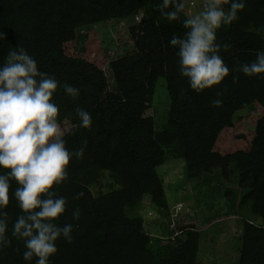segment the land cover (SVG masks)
Here are the masks:
<instances>
[{"label": "trees", "instance_id": "obj_1", "mask_svg": "<svg viewBox=\"0 0 264 264\" xmlns=\"http://www.w3.org/2000/svg\"><path fill=\"white\" fill-rule=\"evenodd\" d=\"M161 2L0 0V33L6 34L0 39V66L9 51L23 47L40 71L59 82L54 95L66 94L65 83L80 89L79 98L68 103L53 96L61 112L75 117L64 137L67 149L78 150L85 140L87 147L83 158L71 160L67 182L54 188L67 199L66 213L58 223L75 227L71 243L63 238L56 242L58 252L49 264H196L199 232L189 226L169 228L168 199L156 172L176 150L185 178L195 182L194 187L197 182L207 185L209 196L218 191L219 181L235 185L232 196L224 190L223 195L229 209L246 214L224 212L241 217L236 264H264V74L249 77L238 71L240 64L254 61L257 52L264 51V0H243L238 20L218 31L217 42L230 45L220 55L231 71L219 85L200 93L181 75L178 49L170 43L173 35L185 31L184 16L181 21H168L157 7ZM108 21H128L131 48L109 60L106 72L80 56L62 53L60 35L75 32L84 42L83 32ZM234 76L239 77L236 83ZM157 79L163 80L168 98L159 130L151 116L143 115ZM215 99L222 100V106L214 107ZM255 105L262 114L255 121L248 148L226 154L213 150L219 132ZM77 107L91 114L92 130L73 128L79 124ZM7 171L0 168V174ZM104 172L112 175L108 177L113 185L94 196L89 181ZM10 183L6 235L12 243L0 250V264H35V257L24 260V242L12 236V224L21 210L14 197L18 185L14 180ZM81 191L84 196L74 199ZM201 192L197 194L205 197ZM146 198L155 213V228L147 226L148 215H139ZM77 208L78 220L72 216Z\"/></svg>", "mask_w": 264, "mask_h": 264}, {"label": "clouds", "instance_id": "obj_2", "mask_svg": "<svg viewBox=\"0 0 264 264\" xmlns=\"http://www.w3.org/2000/svg\"><path fill=\"white\" fill-rule=\"evenodd\" d=\"M227 5V7H225ZM170 22L181 21L185 31L173 35L170 43L178 49L181 75L197 93L219 85L230 74L229 67L220 55L229 44L217 42L222 27L238 20L243 0H204L202 10L188 15L182 0H162L157 6ZM6 34L0 33V39ZM245 76L264 74V51L257 52L252 62L240 64ZM239 77H233V83ZM60 87L53 77L39 70L36 60L23 48L9 51L0 66V250L11 245L6 235L7 209L10 204V186L14 180L18 187L14 197L21 210L12 224V236L24 242L23 258L35 264H49L50 257L58 252L57 241H73V224L58 223L66 213L67 199L54 190L69 179L68 167L73 158H83L87 141L78 150L69 151L64 137L70 130L58 122L59 107L53 102ZM64 92L74 101L80 89L67 83ZM220 107L223 101H212ZM79 124L73 128L92 130L91 114L82 107L75 109ZM84 196L81 191L74 199ZM79 219L80 210L72 213Z\"/></svg>", "mask_w": 264, "mask_h": 264}, {"label": "rangeland", "instance_id": "obj_3", "mask_svg": "<svg viewBox=\"0 0 264 264\" xmlns=\"http://www.w3.org/2000/svg\"><path fill=\"white\" fill-rule=\"evenodd\" d=\"M182 2L185 4L186 13L192 15L202 10L204 0H182ZM127 25L128 21L120 23L108 21L104 24L95 25L90 31L82 33L87 36L84 42L77 38L75 32L60 35L61 51L68 57L80 56L106 72V64L109 60L120 57L131 48V42L127 35ZM106 76L107 89L111 90L110 76L107 73ZM54 97L65 103L72 100L67 94H57ZM167 110L168 98L164 82L162 79H157L150 98L149 109L143 115L151 116L155 130H159L164 125ZM261 114V108L255 105L253 111H246L236 117L231 127L224 128L219 132L214 142L213 150L221 154L246 150L254 136L253 127L255 121ZM74 119L75 117H72L71 113L60 111L58 122L68 130ZM180 156L179 150H176L171 158L156 168L168 199L169 228L177 231L181 227L189 226L198 230L196 264H236L240 247L239 229L241 217L224 214V212L236 213L237 209H229V202L223 195L224 190L230 192L232 196L231 190L235 189V185L222 184L219 181L221 184L220 188L216 187L218 191H214V195L209 196L206 192L207 185L198 184L197 182V186L194 187L195 182L185 178ZM109 175L104 172L94 180L89 181L88 187L94 196H98L111 188L113 181L108 177ZM117 184L118 182L116 181ZM201 190L207 199L197 194ZM234 202H236V199L233 198L232 203ZM173 205H178L180 212L173 213L171 211ZM141 206L143 210L139 211V215L141 217L148 215L147 226L155 228L157 221L155 220L154 210L149 208L148 198L143 200ZM217 215H219L218 218H216ZM237 215L246 217L243 211L237 212ZM214 217L216 219L212 220ZM255 222L261 223V220H256ZM179 236L177 235L175 239L179 240Z\"/></svg>", "mask_w": 264, "mask_h": 264}, {"label": "built area", "instance_id": "obj_4", "mask_svg": "<svg viewBox=\"0 0 264 264\" xmlns=\"http://www.w3.org/2000/svg\"><path fill=\"white\" fill-rule=\"evenodd\" d=\"M179 206L178 205H176L175 207H174V213L176 214L178 211H180V209L178 208Z\"/></svg>", "mask_w": 264, "mask_h": 264}]
</instances>
